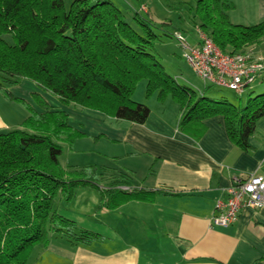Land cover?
Returning a JSON list of instances; mask_svg holds the SVG:
<instances>
[{
	"label": "trees",
	"instance_id": "trees-1",
	"mask_svg": "<svg viewBox=\"0 0 264 264\" xmlns=\"http://www.w3.org/2000/svg\"><path fill=\"white\" fill-rule=\"evenodd\" d=\"M234 8L231 0H194L192 20L223 51L264 40V18L251 25L232 23L228 12ZM176 30L181 31L169 19L155 22L138 12L128 18L112 0H0V91L29 111L20 126L0 131V264H27L34 247L47 245L53 234L66 236L72 245L100 237L57 211V200L70 201L78 187L97 189L99 207L110 209L160 192L123 190L119 186L128 182L116 177L102 184L100 167L93 162L64 166L62 143L72 148L86 134L39 92L32 97L41 112L14 96L8 85L23 78L62 104L74 102L137 123L150 113L132 98L138 81L146 79L147 97L157 92L159 101L170 95L179 104L182 131L198 136L205 118L221 114L231 140L251 150L249 137L264 117V91L234 104L178 83L155 51L157 40Z\"/></svg>",
	"mask_w": 264,
	"mask_h": 264
},
{
	"label": "crops",
	"instance_id": "crops-1",
	"mask_svg": "<svg viewBox=\"0 0 264 264\" xmlns=\"http://www.w3.org/2000/svg\"><path fill=\"white\" fill-rule=\"evenodd\" d=\"M112 1L128 18L138 12L155 22L170 19L195 39L183 16L175 17L178 7L168 6L165 0ZM233 1L235 8L228 12L232 23L251 25L264 18V0H249L238 15L241 0ZM143 5L146 10L140 9ZM145 82L141 80L133 93L135 100L150 108L143 123L74 102L62 104L27 78L8 85L14 95L41 112L44 109L31 96L39 92L53 109L68 113L71 126L86 134L61 155L64 166L86 164L76 161L77 147L84 144L83 151L91 156L88 161L97 164L101 173L110 171L113 178H122L131 187L160 191L150 200L134 198L110 209L99 207L97 189L76 188L70 201L57 200V211L100 237L72 245L66 236L53 234L47 245L34 247L27 264H264V206L242 209L228 227L210 222L216 199L225 197L234 176L264 175V117L249 137L250 151L231 140L221 114L205 118L199 135H190L178 127L179 104L170 95L159 101L157 92L145 98ZM192 89L199 95L237 101L234 94L216 86ZM8 101L0 91V131L20 126L21 119L6 111L12 105Z\"/></svg>",
	"mask_w": 264,
	"mask_h": 264
},
{
	"label": "built area",
	"instance_id": "built-area-1",
	"mask_svg": "<svg viewBox=\"0 0 264 264\" xmlns=\"http://www.w3.org/2000/svg\"><path fill=\"white\" fill-rule=\"evenodd\" d=\"M140 9L145 10L146 7L143 5ZM173 37L181 47L183 58L205 85L227 88L240 95L246 89L253 88L264 75V63L251 48L223 51L211 35L202 29L198 30L194 44L179 30L174 31ZM119 187L123 190L132 189L128 184ZM224 192L225 197H218L215 201L210 217L212 226L228 227L238 220L242 209L262 208L264 175L251 172L245 177L234 176Z\"/></svg>",
	"mask_w": 264,
	"mask_h": 264
},
{
	"label": "rangeland",
	"instance_id": "rangeland-1",
	"mask_svg": "<svg viewBox=\"0 0 264 264\" xmlns=\"http://www.w3.org/2000/svg\"><path fill=\"white\" fill-rule=\"evenodd\" d=\"M231 1L235 5V2L233 0H231ZM248 1L249 0H241L240 1V6H239V2H238V4H237L238 6H237V9H236V14L237 15L243 13L242 10L244 8V4L246 2H248ZM167 4H168V6H170L172 8L173 7L174 8L178 7L177 11H176L177 14L175 15V17H177V19H178L179 15L183 16L182 17L183 21L186 22L188 24V26H189L188 28H190L189 31L193 32V35L196 36V34L198 33V30H201V28H200V26L198 24V21L194 22L192 20V17H193V14H194V12H193L194 0H169V2ZM246 8H248V7H246ZM173 24H175V22H173ZM181 32L186 33V32H184L182 30H181ZM185 35H186L187 40L190 43H192V44L195 43V39L193 40V39L188 37L189 34L186 33ZM4 37L7 40H9V41L11 40V38L8 35H4ZM255 47H257L258 49L260 48V51L263 52L264 51V40H262L260 43L248 46V48H251V51L255 55L259 56V58H261L263 63H264V56L262 54H260ZM155 51H156V54L158 55L162 65L166 69V71L168 73H170L173 76V78L178 83L183 84V85H187L190 88H192V87L193 88L194 87H200L202 89L205 88L204 87V86H206L205 83L201 80V78H199L193 72V70L191 69V67L187 63V61L183 58L181 47L179 46L178 42L174 39L173 36L172 37L162 36L159 40H157V42L155 43ZM141 80H144V79H141ZM141 80H139L138 83ZM138 83L136 84L137 88L139 86ZM144 84H145V98H148L146 96V82ZM212 86L215 87V85H212ZM218 88L220 90H222V92H227L228 95L229 94H234L235 97H237L238 99L242 98L241 101L243 102L245 100V98L248 96V94H257V93L263 92L264 91V82L261 81V80L257 81L254 84L253 89L252 88L246 89L244 91V93L240 94V95L238 93H235L232 90L227 89V88H223V87L222 88L218 87ZM135 90H136V88H135ZM135 90H134V92H135ZM2 95H3V93H2ZM14 96H16V95H14ZM31 96H32V94H31ZM134 96L135 95L133 94L132 97L135 100ZM17 97H19V96H17ZM20 98H22V97H20ZM237 98H236V100H237L236 103H238V99ZM23 99H25V98H23ZM7 100H9L8 102H10V101L12 102L11 103L12 104L11 107L6 110L7 113H9L8 115H10L12 118H15V119H21L20 122H19L21 124L22 121L27 117V115H29V111H28L26 105L22 101L10 100V99H7ZM25 100L27 102H29L27 99H25ZM34 102L36 103L35 100H34ZM29 103L31 104V102H29ZM142 103H144V102H142ZM36 104H38V103H36ZM24 110H26V112H28V114H26V116L24 114ZM62 145H63V148H64L63 149V153L64 154H66L68 152V150H71V149L74 148V144H73L72 148H69L65 142H63ZM84 146H85L84 144H80L77 147L76 161H78V163H80V164H84L85 162L89 163L88 160L91 159V156L86 155L85 152L83 151V149H84L83 147ZM63 159H64V157H63ZM113 177L114 176L112 175V173H110V171H107L105 173H101V180L102 181H109Z\"/></svg>",
	"mask_w": 264,
	"mask_h": 264
}]
</instances>
